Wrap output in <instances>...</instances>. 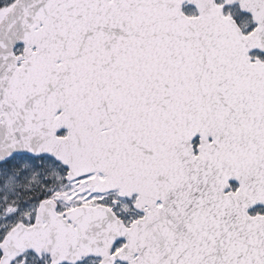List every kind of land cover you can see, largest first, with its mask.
Masks as SVG:
<instances>
[{"label": "snow or ice", "instance_id": "1", "mask_svg": "<svg viewBox=\"0 0 264 264\" xmlns=\"http://www.w3.org/2000/svg\"><path fill=\"white\" fill-rule=\"evenodd\" d=\"M0 264H264V0H0Z\"/></svg>", "mask_w": 264, "mask_h": 264}]
</instances>
